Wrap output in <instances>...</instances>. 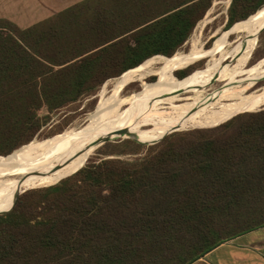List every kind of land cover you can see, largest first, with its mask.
I'll use <instances>...</instances> for the list:
<instances>
[{
    "label": "trees",
    "instance_id": "obj_1",
    "mask_svg": "<svg viewBox=\"0 0 264 264\" xmlns=\"http://www.w3.org/2000/svg\"><path fill=\"white\" fill-rule=\"evenodd\" d=\"M212 5L84 0L26 29L0 19V162L64 134L32 142L52 114L150 59L174 57ZM262 9L264 0H231L227 30ZM209 58L207 52L198 62ZM198 62L169 81L200 75ZM261 109L208 129L136 139L162 138L152 145L109 142L90 160L93 146L57 182L22 193L0 214V264H194L264 230Z\"/></svg>",
    "mask_w": 264,
    "mask_h": 264
},
{
    "label": "rangeland",
    "instance_id": "obj_2",
    "mask_svg": "<svg viewBox=\"0 0 264 264\" xmlns=\"http://www.w3.org/2000/svg\"><path fill=\"white\" fill-rule=\"evenodd\" d=\"M230 4L231 0H213L211 9L208 11L201 23L198 24L199 26L197 25V29L195 28L187 44L171 59H150L132 72L127 73L120 78L107 81L99 90H97L94 95L83 98L79 102L69 105L61 111L52 114L50 123L43 128L40 136L36 137L32 142H41L56 135L62 134L64 132L65 133L52 141L32 144L31 146L41 147L50 144V142L53 143L65 138H78L84 133L87 126L91 123L93 115L102 109H108V112L112 111L114 116H121L124 120L118 123L106 125L104 129L115 126H120L121 129H129V125L132 123V120L137 119L141 114H150L151 111H154L155 114L153 113L151 116L156 118L158 115L160 116L166 114V112L173 108L185 106L188 116L178 119H184L185 121L184 124H181L180 126L163 129L156 121L153 119H148L144 120L143 122L140 121L134 125L131 129H129V132H126V135L135 131L146 134L156 130L157 128L163 132L170 130H177L178 132L194 130L190 127L205 125V123L207 124L205 121L200 123L201 120H205V117L201 119V116L214 114L206 112L211 110L210 108H212L211 111L213 112H219L223 110L222 107L214 108L212 106L216 100H220L217 98L221 95L232 90L242 92V96L233 97L228 101L223 100L225 101L223 104H228L238 101V99H241L242 97H248L253 93L264 90V35L261 37L256 36L255 41L251 43L253 34L248 31L252 25L256 23L260 13L264 9H262L258 14L251 17L243 24L236 26L232 30L231 28L227 30V11L230 7ZM211 39L212 42H209ZM251 49H254V53L252 54L250 64L245 68L246 61L244 63L243 61L247 51ZM207 52H210V58L208 61L205 59L201 62H198L206 56ZM224 60H234V62H229L230 66H233L236 61L241 65L235 69L240 68L241 70L235 71L234 69L233 73L231 72L232 74H226L228 69L224 68L221 70L218 66ZM195 62H198L194 65L196 68H204L203 72L198 75V77L204 75L206 72H209V75L195 80L194 83H192L188 88V91L172 92L170 90H165L162 94L157 96L159 99L145 98L143 100L134 102L125 101L128 97L137 94H145L148 90L153 92L155 88L162 89L159 87H165L166 89L167 85L183 83L188 80L198 78H190L181 82H171L169 81L168 77L177 71L186 69ZM216 76H221V78L215 81L208 80ZM158 79L161 80L158 84L154 86H148L155 84ZM203 80L208 81L201 82ZM260 105H264V103L257 104L254 108ZM254 108H252V110ZM39 114L40 116H45L47 112L45 109H42ZM197 116H200V119L196 118ZM127 139L128 138H116L112 139L113 141H111V143H114L117 140L123 141ZM102 146L96 149L94 154L90 157V160L102 157L98 150L101 149ZM20 149L17 150L12 157L18 155ZM103 150L105 151V149ZM143 153L144 151L141 152V154ZM86 154L83 157H85ZM135 157L137 156H127L125 158L133 159ZM60 174L61 171H58L47 176V178L42 181L41 185L45 187L55 183L59 179ZM28 178L29 176L25 172H0V186L5 187L4 191H0V201H3V199L8 197V190L18 187L13 186L9 188L6 186H11L24 180H28ZM250 235L253 234H249L246 237H250ZM236 241L239 240L230 241L224 245H230L233 247V242ZM257 243L258 242H255L254 244L257 246L259 244ZM255 245H253V247H255ZM207 256H205L206 258L204 257L194 264H209V262L214 263V258L216 255L210 259H208ZM244 256L240 255L238 261H236V264H240L241 262H244L245 264H257L255 260L251 261L248 259V255H246L245 258Z\"/></svg>",
    "mask_w": 264,
    "mask_h": 264
},
{
    "label": "bare ground",
    "instance_id": "obj_3",
    "mask_svg": "<svg viewBox=\"0 0 264 264\" xmlns=\"http://www.w3.org/2000/svg\"><path fill=\"white\" fill-rule=\"evenodd\" d=\"M262 27H264V10H262V12L260 13L256 23L252 25V27L248 30L249 32L253 34L251 38V43L255 41L256 36L258 35ZM248 52L249 50L246 53L243 63L247 59ZM240 65L241 64L235 61V64L226 71V74L233 72L234 69L239 67ZM218 66L220 67V65ZM208 75H209V72H206L204 75H201L199 77L190 76L185 79H190V78H195V77H198V78L191 79L183 83H174L171 85H167L166 89L165 87H159L162 89L155 88L153 92L148 90L146 91L145 94H137V95L128 97L125 101L134 102V101L143 100L145 98L159 99L157 96L162 94L165 90H170L172 92H185V91H188V88L191 86L192 83H194L195 80L202 78L204 76L206 77ZM219 78H221V76H216L208 80L215 81V80H218ZM208 80H203L201 82H205ZM241 93H242L241 91L232 90L218 97L217 99H220V100L218 101L216 100L212 104V106L214 108L222 107L223 110L219 112H213L211 111L212 108L209 107L211 110H208L207 108H205L206 110H208L206 111L207 113H214L208 116H205V115L201 116V119L205 117V120L203 121L201 120L200 123H203L205 121L207 122V124L205 123V125L192 126L190 128L199 129V128L211 127L213 125L224 122L239 114L251 112L252 108H254L257 104L264 103V90H262V91L253 93L252 95L248 97H242L241 99H238V101L228 103V104H223L225 102L223 100L228 101L229 99L233 97L242 96ZM107 110L108 109L99 110L95 115H93L92 117L93 119L91 123L87 126L84 133L81 134V136H79L78 138H75V139L65 138V139H62V140H59L53 143L50 142V144H47L41 147H34L31 145L25 146L20 149V152L18 153V155L12 158H9L7 160L1 161L0 162V172H8V171L25 172L27 173L29 178L28 180H24L14 185L6 186L9 188L13 186H18V187L7 191L8 197L3 199V201H0V206L13 200L14 196L19 192H23L29 189L44 187L41 185L42 181L45 178H47V176L53 173L61 171L59 178H62L66 174L68 169L72 165L77 163L79 160H81V158L93 147L91 146L93 143H95L97 140H101L105 138L107 135H111L112 139L120 138L118 135L119 131L129 132V129H131L134 125H136L140 121L143 122L144 120H148V119H153L163 129H169L174 126H180L181 124H184L185 122L184 119L183 120H178V119H181V117L188 116L186 112V107L179 106L177 108H173L169 110L164 115H160V116L158 115L156 118H153L154 116H151L153 115V113L155 114L154 111H151L152 114L151 113L141 114L137 119L132 120V123L129 125V129H121L120 126H115L112 128L104 129L106 125L124 121L121 116H114L112 114V111L108 112ZM199 117L200 116H197L196 118H199ZM207 120H211V121H207ZM182 129H186V128H182ZM172 131H177V130H170V131L163 132V131H160L159 128H157L156 130L150 133L142 134V133L135 131V132H130L126 136L128 138H134V139H138L144 142H149V141L155 140L156 139L155 137L165 135ZM126 136L123 138H126ZM151 138H155V139H151ZM4 190H5V187L0 186V191H4Z\"/></svg>",
    "mask_w": 264,
    "mask_h": 264
},
{
    "label": "crops",
    "instance_id": "obj_4",
    "mask_svg": "<svg viewBox=\"0 0 264 264\" xmlns=\"http://www.w3.org/2000/svg\"><path fill=\"white\" fill-rule=\"evenodd\" d=\"M82 1L84 0H0V19L7 20L20 29H26ZM237 240L239 241L233 242V247L224 245L208 254V259L216 255L214 263L209 264H236L240 255H248L247 258L251 261L264 264V230ZM255 242L259 244L256 246Z\"/></svg>",
    "mask_w": 264,
    "mask_h": 264
},
{
    "label": "water",
    "instance_id": "obj_5",
    "mask_svg": "<svg viewBox=\"0 0 264 264\" xmlns=\"http://www.w3.org/2000/svg\"><path fill=\"white\" fill-rule=\"evenodd\" d=\"M262 30H264V27H262V29H260V31H259L257 37L259 36V34L261 33ZM259 111H260V110H259ZM174 132H178V131H172L171 133H174ZM171 133H169V134H171ZM169 134H167V135H169ZM118 135H119L120 138H123V137L126 136V132H125V131H119ZM165 136H166V135H165ZM165 136H164V137H165ZM164 137H162V138H164ZM126 138H128V137L126 136ZM162 138H161V139H162ZM128 139H132L133 141H135V142H137V143H140V144H144V145H152V144H155V143H157L158 141L161 140V139H160V140L155 141V142H152V143H142V142L137 141V140L134 139V138H128ZM111 141H113L112 138H111V135H107L105 138H103V139H101V140H97V141H96L95 143H93L91 146H94V147H95V146H98V148H99L100 146H102V145H104V144H106V143H109V142H111ZM29 190H30V189H29ZM26 191H28V190H26ZM26 191H23V192H19V193H17V194L14 196V198H13V202H12V205H11L10 209H9V210H6V211H2V212H0V214H4V213H6V212H9V211L14 207V205H15V203H16L18 197H19L22 193H24V192H26Z\"/></svg>",
    "mask_w": 264,
    "mask_h": 264
}]
</instances>
